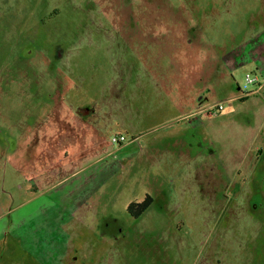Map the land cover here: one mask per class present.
Wrapping results in <instances>:
<instances>
[{"label": "rangeland", "instance_id": "rangeland-1", "mask_svg": "<svg viewBox=\"0 0 264 264\" xmlns=\"http://www.w3.org/2000/svg\"><path fill=\"white\" fill-rule=\"evenodd\" d=\"M263 4L0 0V264H264L263 92L229 100L256 68L223 62ZM220 101L217 132L191 115ZM79 106L97 109L99 145L48 180L34 158ZM79 185L98 203L48 210Z\"/></svg>", "mask_w": 264, "mask_h": 264}, {"label": "crops", "instance_id": "crops-1", "mask_svg": "<svg viewBox=\"0 0 264 264\" xmlns=\"http://www.w3.org/2000/svg\"><path fill=\"white\" fill-rule=\"evenodd\" d=\"M261 1H263L264 3V0ZM260 12L262 13L263 18L260 20L258 26L252 27L253 35L247 38L241 47H238L237 49H233L231 52L227 53L225 56L227 57L226 62L223 60V62L228 67L244 66V63H248L249 61H252L255 64V68H256V72L253 73L255 76L258 77L259 82L255 84L256 85L255 89L252 92L243 94L241 96L234 95L229 98V100L231 101L241 100V101H246V103H249L250 99L255 97L258 99V102H260V99L258 98V94L259 93L262 94V92L263 95L261 94L259 95H261L262 101H264V39H262V37L264 36V4L260 9ZM252 22L254 23V21ZM195 82L196 81H194V83ZM254 93H258L257 96L256 95L252 97H250L251 95L249 96V94H254ZM247 95L248 98H245V96ZM202 99L203 97L201 96V101ZM255 101L257 100H252L251 102L252 106L248 109L255 110L254 108L258 107ZM221 102L222 101L218 103ZM208 106L204 105V103L201 102V104L199 105V109H197V111H195L191 115L202 114L203 118L207 119L205 120L207 122L203 121V125H205V123H209V125H212L213 132H217L218 129L216 128V126H219V124L221 123L220 122L221 118L219 117V115L218 116H216L217 114L207 115V113L205 112L201 113L202 109ZM58 109L61 110L60 104H58ZM240 109L242 111L236 109L234 113L237 115H241V113L239 112L242 113L245 112L244 111L245 108L243 109L242 107ZM60 110H58V113L54 116L55 125H53L54 127H58L57 132L60 134L57 137H55V139L54 138L49 139L50 143L45 146V150H46L45 154L38 156L39 158H34V162H35L34 167L38 165L41 166L43 176H45L48 180H50V177H53L54 179L60 177L59 175L62 172V167H64L65 165L64 163L66 162V160L73 162V161H77L78 159H82L83 153H88L92 150H95L94 148L97 147V145H99L96 142L92 144L90 148L88 147V145L85 146L86 144L85 141L86 139H88L87 135L94 134L93 136L96 137L99 131H101V129H99V127H97V125L94 122L96 112H94L93 110L84 111L83 106H79L78 108L76 107L75 109L70 108V113H66L65 111H60ZM223 111L224 110H222L221 112ZM255 112L257 113V118L262 114L260 113L262 111L259 109L255 110ZM67 114L71 115L72 117L70 118ZM66 115L68 116V118H66ZM243 128H246V132L248 135L251 133L252 127L249 124L244 125ZM241 132H245V131H241ZM126 146H128V144H124L118 149L120 150L122 147L125 148ZM17 150L18 149H15V152ZM15 161L17 165L19 162L18 154H16L15 156ZM64 179H61L58 183L63 182ZM93 193L91 192L82 193L81 185L77 187H73L66 194L60 197V201L65 203L63 204V207H56V205L54 204V206L48 210H84L83 206L86 202L88 203V200L93 202L94 204L98 203V199L95 198L96 194L94 195Z\"/></svg>", "mask_w": 264, "mask_h": 264}, {"label": "built area", "instance_id": "built-area-1", "mask_svg": "<svg viewBox=\"0 0 264 264\" xmlns=\"http://www.w3.org/2000/svg\"><path fill=\"white\" fill-rule=\"evenodd\" d=\"M246 79H247V84H256L259 82L258 77L252 74H247ZM222 110H224V103L221 102L202 109L201 113L205 112L207 113V115H216ZM113 143L122 146L127 143V139L124 135H121L119 137H114Z\"/></svg>", "mask_w": 264, "mask_h": 264}, {"label": "trees", "instance_id": "trees-1", "mask_svg": "<svg viewBox=\"0 0 264 264\" xmlns=\"http://www.w3.org/2000/svg\"><path fill=\"white\" fill-rule=\"evenodd\" d=\"M153 205V197L147 195L142 202H133L129 207V213L134 218H140Z\"/></svg>", "mask_w": 264, "mask_h": 264}, {"label": "flooded vegetation", "instance_id": "flooded-vegetation-1", "mask_svg": "<svg viewBox=\"0 0 264 264\" xmlns=\"http://www.w3.org/2000/svg\"><path fill=\"white\" fill-rule=\"evenodd\" d=\"M61 53L60 52H57V56L58 55H60ZM59 58V57H58ZM89 109L88 110H93L94 112H97V109H94V107H88ZM84 110H87L86 108H84ZM87 110V111H88ZM85 113V112H84ZM150 195V194H149ZM152 196V195H151ZM154 201H155V199H154V197H153V203H154ZM36 260H38L37 258H36ZM40 262V261H39ZM41 263V262H40Z\"/></svg>", "mask_w": 264, "mask_h": 264}, {"label": "bare ground", "instance_id": "bare-ground-1", "mask_svg": "<svg viewBox=\"0 0 264 264\" xmlns=\"http://www.w3.org/2000/svg\"><path fill=\"white\" fill-rule=\"evenodd\" d=\"M147 18H148V16H147ZM149 19V18H148ZM147 21V20H146ZM55 236V235H54ZM55 238V237H54ZM53 240V239H52ZM56 240V239H55ZM49 245V244H48ZM41 248H43V247H41ZM40 250V249H39ZM38 250V251H39ZM55 255H56V253H55ZM55 255H53V256H55ZM57 255H58V253H57ZM50 259V258H49ZM55 259V258H54Z\"/></svg>", "mask_w": 264, "mask_h": 264}]
</instances>
